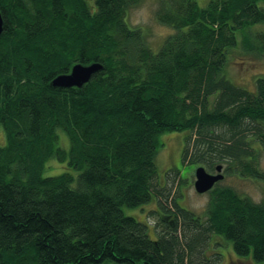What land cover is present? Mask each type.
<instances>
[{
  "label": "trees",
  "instance_id": "trees-1",
  "mask_svg": "<svg viewBox=\"0 0 264 264\" xmlns=\"http://www.w3.org/2000/svg\"><path fill=\"white\" fill-rule=\"evenodd\" d=\"M138 2L0 0V264H197L209 234L264 262V200L218 183L203 221L169 209L156 163L181 132L184 166L264 184V77L249 91L227 75L232 50L264 54V0H160L174 33L158 51L127 20ZM93 63L82 88L51 86ZM152 203L170 228L155 240L124 211Z\"/></svg>",
  "mask_w": 264,
  "mask_h": 264
},
{
  "label": "rangeland",
  "instance_id": "rangeland-1",
  "mask_svg": "<svg viewBox=\"0 0 264 264\" xmlns=\"http://www.w3.org/2000/svg\"><path fill=\"white\" fill-rule=\"evenodd\" d=\"M88 1L90 3L94 2V0ZM159 1L139 0L137 4L128 10L126 16L130 25L141 28L145 32L151 48L155 51H158L164 41L174 33L172 28L161 24L157 20L156 13L159 9ZM252 32L264 34V24L255 27ZM228 62L227 75L229 79L236 85L242 86L249 91H255L257 76L264 77V54H249L241 46L231 51ZM185 137V133L181 132L167 133L163 136L164 146L156 159L158 172L161 177L160 185L169 193V209H172L173 203L179 202L189 213L199 216L205 221L210 193L198 194L196 192L194 184L196 181L195 169L197 167L184 166L182 163ZM62 142L64 145L67 144L65 139H62ZM5 144L6 135L3 127H1L0 147ZM48 165L49 173L59 174L64 171V165L60 166L56 161H50ZM222 165V172L225 178L219 182L220 187H232L240 196L249 197L255 203H261L264 200L263 183L249 178H240L233 174L234 166ZM261 166L264 168V154L261 157ZM204 167L210 173L217 172L215 169L211 171L205 165ZM176 169L179 171L178 174H176ZM227 169H229L228 172L226 171ZM49 173L47 175H50ZM154 205L152 203L137 209L124 208L126 215L133 216L139 222H146L152 227L149 235L153 240H155L154 234L169 232L170 230L166 223L161 222L157 214L149 211ZM209 236V244L205 245V248L201 249L196 257L202 256V258L196 260L197 264H216L212 263V261L208 262L206 258H219L217 264H258L254 262L251 256L246 258L238 257L230 242L215 235L209 234ZM261 264H264V262Z\"/></svg>",
  "mask_w": 264,
  "mask_h": 264
},
{
  "label": "water",
  "instance_id": "water-1",
  "mask_svg": "<svg viewBox=\"0 0 264 264\" xmlns=\"http://www.w3.org/2000/svg\"><path fill=\"white\" fill-rule=\"evenodd\" d=\"M4 31V18L0 11V36ZM101 63H93L90 65L76 64L72 67L70 73L61 74L53 79L51 86L53 88H82L87 84L92 76L103 69ZM223 166L216 167V173H210L205 167L199 166L195 170V190L198 194L210 192L217 183L224 179L222 173Z\"/></svg>",
  "mask_w": 264,
  "mask_h": 264
}]
</instances>
